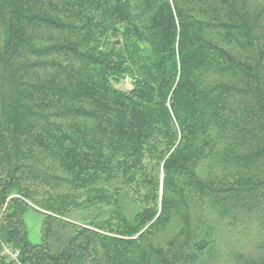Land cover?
I'll use <instances>...</instances> for the list:
<instances>
[{"label": "trees", "instance_id": "16d2710c", "mask_svg": "<svg viewBox=\"0 0 264 264\" xmlns=\"http://www.w3.org/2000/svg\"><path fill=\"white\" fill-rule=\"evenodd\" d=\"M0 215L26 264H264V0H0Z\"/></svg>", "mask_w": 264, "mask_h": 264}, {"label": "rangeland", "instance_id": "374dc122", "mask_svg": "<svg viewBox=\"0 0 264 264\" xmlns=\"http://www.w3.org/2000/svg\"><path fill=\"white\" fill-rule=\"evenodd\" d=\"M26 220L30 240L33 242H38L40 214L34 211H29L26 214Z\"/></svg>", "mask_w": 264, "mask_h": 264}, {"label": "built area", "instance_id": "2783aa9c", "mask_svg": "<svg viewBox=\"0 0 264 264\" xmlns=\"http://www.w3.org/2000/svg\"><path fill=\"white\" fill-rule=\"evenodd\" d=\"M1 220V215H0ZM0 256L6 260L13 262V264H26L20 261L19 251L13 248L11 245L1 242L0 244Z\"/></svg>", "mask_w": 264, "mask_h": 264}]
</instances>
